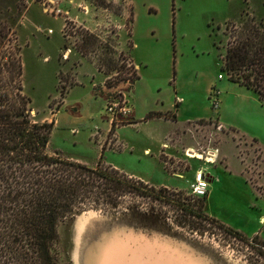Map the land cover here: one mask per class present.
<instances>
[{"label":"rangeland","instance_id":"1","mask_svg":"<svg viewBox=\"0 0 264 264\" xmlns=\"http://www.w3.org/2000/svg\"><path fill=\"white\" fill-rule=\"evenodd\" d=\"M133 5L130 37L125 31L120 36L125 11L119 5L111 7L114 19L106 29L93 32L75 22V27H63L64 15L48 14L38 3L0 0L2 21L8 13L17 18L13 37L22 47L32 116L39 122L55 121L49 150L90 166L103 158L104 164L149 183L184 186L164 187L160 199L129 195L116 211L86 210L64 224L62 237L70 246L72 264L80 222L89 264H130L139 247L148 248L147 261L158 256L165 264H264V241L228 231L205 208L207 218L197 216L206 200L194 197L188 187L189 178L203 167L214 176L209 213L248 232L255 226L264 230L259 224L264 214V102L222 69L230 39L227 24L240 26L252 15L264 22V0H133ZM84 35L87 47L80 45ZM122 47L138 63L139 74ZM111 59L116 70H110ZM74 83L79 86L66 94ZM62 86L67 88L63 95ZM121 94L132 110L111 121L108 101ZM66 95L69 106L60 110ZM133 110L138 119L155 110L171 120L127 125ZM168 134L179 135L181 146H196L176 159L181 171L190 170L183 177L169 174L160 159ZM169 143L173 140L166 147ZM188 148H218L217 161L208 165L191 159ZM155 243L165 247L154 248Z\"/></svg>","mask_w":264,"mask_h":264},{"label":"trees","instance_id":"2","mask_svg":"<svg viewBox=\"0 0 264 264\" xmlns=\"http://www.w3.org/2000/svg\"><path fill=\"white\" fill-rule=\"evenodd\" d=\"M16 23L10 13L5 22L0 20V264H72L70 246L62 237L64 224L86 210L116 211L129 195L160 199L165 188L104 164L103 158L90 166L49 150L55 121L39 122L32 116V100L24 90L22 47L14 43ZM65 24L76 26L70 20ZM229 24L222 69L264 102V22L252 15L240 26ZM83 38L80 45L87 47L89 39ZM107 62L116 70L112 59ZM65 89L62 86V95ZM155 116L167 114L152 110L144 120ZM204 207L205 201L197 216L207 218Z\"/></svg>","mask_w":264,"mask_h":264},{"label":"crops","instance_id":"3","mask_svg":"<svg viewBox=\"0 0 264 264\" xmlns=\"http://www.w3.org/2000/svg\"><path fill=\"white\" fill-rule=\"evenodd\" d=\"M81 0H74L73 3H70L69 0H63V4H62V7L64 10H68L70 9L71 11V18H74L75 19V22L78 26L80 27H84L88 30H91L93 32H95L96 30H100V31H103L105 30L108 23H111L112 22V19L113 18V14H108V13H102L101 11H95V10H92V12L90 14H84L82 13L78 7H77V3L80 2ZM130 4L128 6V8L125 9V16L123 17H120L121 18V21H120V36H121V33L123 31H125L130 37L133 35V31H134V24H135V11H134V5H133V0H129ZM32 6V5H31ZM30 7H26L27 11H29V9L31 8ZM129 9H131L132 11V15H133V19H132V27H131V34L128 32V28H127V21L126 18H127V15L129 14ZM64 23H63V27L65 26V23H66V18L64 16ZM126 20V21H125ZM63 31H64V28H63ZM100 36V35H99ZM120 38V37H119ZM130 44H131V47H133L134 45V41L132 39H130ZM122 45L119 43L118 47L120 48ZM122 49H124L122 47ZM125 50V49H124ZM131 51V50H130ZM129 51V52H130ZM125 54L127 56H129L130 60L134 63V65L136 66V69L138 70V74H139V65L138 63H135V59L131 56V55H128V51L125 50ZM130 54V53H129ZM83 58H85L84 55H82ZM139 67V68H138ZM140 78V76H139ZM224 78V77H223ZM136 84V83H135ZM79 85L76 83V84H73L71 86H69L66 94H69L71 92V90H73L75 87H78ZM135 86V85H134ZM133 90V89H132ZM132 92V91H131ZM67 100V95L65 97V100H63V106L60 110L63 109V107L65 106H69L66 102ZM180 108V104H179V107ZM179 111V110H178ZM58 112H56V115H57ZM178 113V112H177ZM133 114H134V117H133V122L132 123H129L127 125H132V124H137V123H144V122H149V121H152V120H156V119H164L166 121H170L171 119L170 118H167L166 116H155V117H152L148 120H144L145 118H141V119H138L136 118L135 116V112L133 110ZM175 118L173 119L174 121H177L178 119V114H175ZM57 122V121H56ZM125 125V126H127ZM125 126H122V127H125ZM121 127V128H122ZM119 128V129H121ZM179 136V135H178ZM178 136L177 134H168L166 137H165V140L162 142V146H161V150L159 152V156H160V159L162 160L164 166H165V170L167 172H169V174L173 175V168H179L177 167V165L175 166V164L173 163V161H169L168 163V158L170 157H173L175 160L178 159V158H181V152L184 151L185 148L187 147H196V146H181L178 144L177 140H178ZM117 140H118V137H117ZM170 140H173V143L172 144H167V147H166V143L167 141H170ZM181 146V147H180ZM147 152H150V148L146 150ZM165 155V158L164 156ZM177 161V160H176ZM224 161L225 162H228L227 158L225 157L224 158ZM221 163H224V162H221ZM193 167V166H192ZM172 169V170H171ZM181 171V170H179ZM190 170H185V171H182L184 172V175L189 173ZM130 175H133V174H130ZM134 176V175H133ZM173 176H176V175H173ZM194 175H192L191 178L189 179H192ZM210 184H211V188H212V181L214 179V176L210 175ZM148 182V181H147ZM149 183V182H148ZM151 185H154L155 187H168V188H174V189H181L183 188L184 186H175V185H169L168 183H150ZM188 187H189V183H188ZM210 198H211V191H209V193L207 194V196L205 197V211L213 218L217 219L218 221H220L221 223L225 224L226 226L228 227H231L237 231H239L240 233H242L243 235L247 236V237H253V236H258L261 240L264 241V230L262 229L261 230V226L258 228V227H254L253 230H251V232H248L247 230H245V228L243 227H233L232 224H228L227 222H224V220L222 219H219L218 217L212 215L209 213L208 211V204H209V201H210ZM263 218H264V214L261 215L260 219H259V224L264 226V222H263Z\"/></svg>","mask_w":264,"mask_h":264},{"label":"built area","instance_id":"4","mask_svg":"<svg viewBox=\"0 0 264 264\" xmlns=\"http://www.w3.org/2000/svg\"><path fill=\"white\" fill-rule=\"evenodd\" d=\"M70 3H73L74 0H69ZM27 4H30V2L38 3L43 7L44 12L48 14L53 15H64L67 20L75 22L74 18H71V11L70 9L64 10L62 7L63 0H25ZM130 2L129 0H81L77 3L78 9L84 13V14H90L92 10L95 11H101L102 13H108L113 14L114 12L112 10L113 5H119L123 7L124 11L126 8H128ZM124 17V16H123ZM76 23V22H75ZM74 23V24H75ZM65 27V26H64ZM52 32V29L49 30ZM220 78L223 77V74H220ZM118 99L114 98L113 100H109L107 104L106 111L109 115H111L113 121L114 117H118L119 114L126 115L127 113L131 112V107H129L127 104H129L128 99L125 96L119 95L117 96ZM186 156H188L191 159H197L202 161L205 164H215L217 161V155L219 153L218 148H214L212 150L205 149L203 151L194 149V148H188L185 151ZM172 161V160H171ZM169 163V161H168ZM175 166L181 167V164L179 161H173ZM180 168H173V175L183 177L184 174H182V171H179ZM187 170V169H185ZM210 173L203 167H200L196 169L194 173V177L191 180H188L189 188L191 190V193L194 197L198 198H204L209 193V187H210ZM264 222V218H263Z\"/></svg>","mask_w":264,"mask_h":264},{"label":"bare ground","instance_id":"5","mask_svg":"<svg viewBox=\"0 0 264 264\" xmlns=\"http://www.w3.org/2000/svg\"><path fill=\"white\" fill-rule=\"evenodd\" d=\"M84 230V224L83 222L80 224H78L77 226V238H76V248H75V253H74V261L75 264H89L88 260H87V248L85 247V245L83 244L82 241V232ZM82 241V244L80 243ZM116 264H120V263H116ZM188 264H193L191 262H189Z\"/></svg>","mask_w":264,"mask_h":264},{"label":"water","instance_id":"6","mask_svg":"<svg viewBox=\"0 0 264 264\" xmlns=\"http://www.w3.org/2000/svg\"><path fill=\"white\" fill-rule=\"evenodd\" d=\"M155 244H157V245L154 248L165 247L164 245L159 246L160 245L159 243H155ZM155 244H152V245H155ZM150 248H152V247H150ZM147 249H144L143 247L137 248L136 251L133 252V259L130 260V264H165V262H163L162 259H161V261L159 260L158 256L156 257L157 258L156 261H152V260L147 261L146 260L147 258L145 256V252L147 251ZM153 253L157 254V250Z\"/></svg>","mask_w":264,"mask_h":264}]
</instances>
